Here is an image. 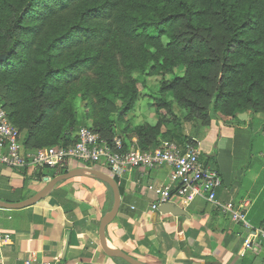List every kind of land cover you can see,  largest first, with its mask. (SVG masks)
I'll return each instance as SVG.
<instances>
[{"label":"trees","instance_id":"16d2710c","mask_svg":"<svg viewBox=\"0 0 264 264\" xmlns=\"http://www.w3.org/2000/svg\"><path fill=\"white\" fill-rule=\"evenodd\" d=\"M163 35L169 39L166 45ZM0 55L5 57L0 61V97L21 132L23 147L35 150L30 146L57 138L68 147L77 141L76 136L68 144L77 128L72 105L65 101L67 89L86 99L96 124L101 123L99 115L110 113L119 122L137 97V84H143L138 79L155 68L164 76L183 65L184 75L164 87L182 85L187 92L183 100L190 105H199L198 97L208 95L213 83L214 113L232 99L241 101L242 108L255 106L264 98V0H0ZM163 107L172 116L163 98L156 113ZM59 111L66 116L56 126ZM248 119L254 133V122L260 121ZM168 120L158 117L159 124ZM158 123L137 125L132 136L121 129L123 148L149 150L160 139L179 145L191 140L176 124L161 132ZM98 127L91 129L111 141ZM46 170L33 171L32 179H43ZM59 185L49 194L71 216L76 204Z\"/></svg>","mask_w":264,"mask_h":264},{"label":"crops","instance_id":"0c3cea01","mask_svg":"<svg viewBox=\"0 0 264 264\" xmlns=\"http://www.w3.org/2000/svg\"><path fill=\"white\" fill-rule=\"evenodd\" d=\"M263 143L264 136L259 149ZM212 155L208 166L222 181L216 191L218 199L239 205L247 201V220L255 229L264 228L263 153L234 149L229 158L236 162L231 168L223 151ZM81 166L85 165L70 160L67 169ZM94 168L107 169L102 163ZM168 172L166 167L134 169L117 179L120 207L105 227L114 245L148 264H264V241L256 239L254 229L243 228L203 198L186 202L176 197V211L153 209ZM51 175L34 180L30 171L24 174L0 164V200H24ZM59 186L76 204L71 216L50 194L26 208H0V228L9 233L8 239L0 240V264H23L27 259L50 264H123L103 246L98 234L100 219L113 203L105 183L83 175Z\"/></svg>","mask_w":264,"mask_h":264},{"label":"built area","instance_id":"2783aa9c","mask_svg":"<svg viewBox=\"0 0 264 264\" xmlns=\"http://www.w3.org/2000/svg\"><path fill=\"white\" fill-rule=\"evenodd\" d=\"M72 159L82 163H102L116 179L134 169L166 167L169 169L167 180L160 185L158 198L152 204L153 209L166 203L175 204L176 197L183 198L186 202L203 198L243 228L254 229L256 239L264 241V228H253L246 218L247 201L239 205L232 200L218 199L216 191L222 184L221 178L214 168L202 160L194 140L186 141L183 145L173 140H164L149 150H141L137 145L124 149L120 138L108 141L91 128L82 127L73 145L27 150L21 143V132L10 122L0 97L1 165L25 172L42 169L58 172L67 168ZM8 238L9 233L0 228V240ZM23 264L50 263L27 259Z\"/></svg>","mask_w":264,"mask_h":264},{"label":"rangeland","instance_id":"374dc122","mask_svg":"<svg viewBox=\"0 0 264 264\" xmlns=\"http://www.w3.org/2000/svg\"><path fill=\"white\" fill-rule=\"evenodd\" d=\"M175 29L176 28H174V30ZM159 30H161V28L152 30L153 35H158ZM161 39L164 45L169 42V39L165 35H163ZM158 63H161V59L158 60ZM184 71L185 68L183 65H179L173 69V73L170 72L163 76L162 73L155 68L152 69L151 73L143 77V80L139 78L138 80L143 82V84H137V97L131 108L121 114L119 122L113 121L116 118V114L110 113L108 117L106 115H99L101 123L96 124L97 115L94 109L87 106L86 99H83L79 93L67 89L68 93L65 101H68V104L72 105L71 108L72 111H74L73 117L76 120L75 127L77 128L73 132L72 139L68 141V144L75 140L78 131L82 127H89L95 130L99 126V132L105 137L121 139V129H126L127 135L132 136L133 133L131 130L137 125L146 122L153 126L159 122L158 117L161 115L164 116L165 120L167 117L169 120L160 124L158 123L160 131H167L173 128V124H176L182 129L185 137L194 140L198 145L201 158L207 165H212L210 160L212 159L211 156H213V151L216 152V155L217 152L223 151L224 157L228 156L227 166L230 168L232 164H235L233 161L236 162L235 158L233 160L229 158L231 151H234V149L239 151H251L256 149L261 151L264 156L263 146L259 149L262 137L264 136V98L262 96L259 97V101L255 106L251 107L247 104V107L244 106V108H242V103L238 99L225 101L221 104L222 106L219 108V111L214 113L212 111V101L214 98L213 90H215V84L211 83L208 85V95L198 97L197 102L199 105H190L183 100V95L187 92L182 85H176L173 89L164 87L166 84H170L174 76H183ZM211 71H213V69ZM214 72L215 70L213 73ZM135 76L138 78L137 75ZM62 92L63 90L60 91V94ZM0 94H2V92H0ZM162 98L170 103L173 112L172 116H169L170 114H168L169 111L167 107L158 108L159 114L156 113V103L160 102ZM49 99L53 100L55 98L50 94ZM63 113L64 112L59 111L54 114L55 121H58L56 126L59 121L66 116H64ZM67 114L69 116L68 112ZM242 114L245 115V119H242L243 121L239 118V115ZM252 116L260 121L259 123L254 122L255 125L257 124L254 133L252 132V123L248 124V118ZM171 120H173V123ZM81 121L85 124L80 125ZM251 133L252 135H250ZM57 134L59 135V133ZM52 137H54V135H52ZM164 140L165 139H160L159 143L161 144ZM219 143L222 149L218 151ZM61 145H63L62 141L57 138L54 139L52 143L45 141L41 145L29 146L35 149L42 147H58ZM73 160L74 159L71 161ZM78 162L85 165V163L81 161ZM92 165L93 166L90 167L98 166L99 163ZM46 172L53 173L51 170H46Z\"/></svg>","mask_w":264,"mask_h":264},{"label":"water","instance_id":"95a60500","mask_svg":"<svg viewBox=\"0 0 264 264\" xmlns=\"http://www.w3.org/2000/svg\"><path fill=\"white\" fill-rule=\"evenodd\" d=\"M4 56L0 55V61L4 60ZM240 119H245V115H239ZM83 175H89L97 180H100L107 184L111 191L113 196V203L110 210L104 213V215L101 217L98 227V234L99 238L101 240V243L105 248H107L111 254L117 258H120L127 264H148L142 260H139L135 258L134 256L126 253L125 251L118 248L116 245L113 244V242L107 238L105 234V227L106 225L116 216L118 213L120 202H121V194L119 190V185L117 180L109 173L101 171L94 167H87V166H81L76 167L73 169H66L64 172L59 173L49 179L46 184L35 194L32 196L18 201V202H6L3 200H0V208L3 209H10V210H16V209H22L26 208L28 206L36 204L39 200L44 198L47 194L50 193V191L60 182L67 180L69 178L77 177V176H83ZM175 204H162L158 207V209H171L176 211L178 209ZM176 213V212H175ZM177 214V213H176Z\"/></svg>","mask_w":264,"mask_h":264}]
</instances>
